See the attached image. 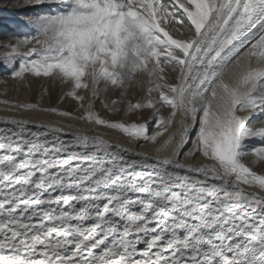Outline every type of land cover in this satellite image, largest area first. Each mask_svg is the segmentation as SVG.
<instances>
[{
  "label": "snow or ice",
  "instance_id": "6c2138e0",
  "mask_svg": "<svg viewBox=\"0 0 264 264\" xmlns=\"http://www.w3.org/2000/svg\"><path fill=\"white\" fill-rule=\"evenodd\" d=\"M36 6L0 65L76 114L8 110L75 123L0 118V264H264V0Z\"/></svg>",
  "mask_w": 264,
  "mask_h": 264
},
{
  "label": "rangeland",
  "instance_id": "374dc122",
  "mask_svg": "<svg viewBox=\"0 0 264 264\" xmlns=\"http://www.w3.org/2000/svg\"><path fill=\"white\" fill-rule=\"evenodd\" d=\"M34 0H4L0 1V55H3L2 49L5 45L14 44L16 42L15 37L17 35H23L24 33L17 27L18 23H23L27 17H31L36 13L41 12V8L33 6ZM36 12V13H35ZM178 26V25H177ZM179 27L180 32H176L178 38L184 37L186 32ZM173 30V29H172ZM184 32V33H183ZM181 33L184 35L181 36ZM174 36V35H173ZM181 36V37H180ZM63 89L58 82H50L44 78H29L23 82L13 79L11 75V69H5L0 65V111L15 114H24L26 112L34 113L31 111H22L13 109L9 111L11 104H33L37 105L40 109L57 108L60 111H67L76 114L75 102L70 98L65 97L61 100L63 95ZM3 101L10 102L9 104L3 103ZM99 102H97V106ZM41 112V114H39ZM37 112H35L36 114ZM49 113L38 111V115L41 117L47 116ZM167 111L164 115L167 116ZM55 115V114H53ZM101 115H104L101 112ZM147 116V113H145ZM51 116V114L49 115ZM150 119V117H149ZM261 124L259 127H262ZM151 133L157 131L155 128H151Z\"/></svg>",
  "mask_w": 264,
  "mask_h": 264
},
{
  "label": "bare ground",
  "instance_id": "6f19581e",
  "mask_svg": "<svg viewBox=\"0 0 264 264\" xmlns=\"http://www.w3.org/2000/svg\"><path fill=\"white\" fill-rule=\"evenodd\" d=\"M0 1H4V0H0ZM32 3L35 4V5L29 6V7L35 8V6L38 5V0H34V2H32ZM161 26L165 27V30L169 31L171 35H174L173 37L176 38V39H185L189 35L185 29L181 28L182 31L184 30L186 32V34L185 35L183 34L184 37L178 38V36H177L176 32L174 31V29L172 30V28L167 27L163 23H162ZM39 114H41V112H39ZM49 115L47 114L48 117H46V116H44V117L42 116L41 117L40 115H38V112L36 114H35V112L34 113L26 112L24 114H15V113H7V112H1L0 111V118H3V117H10V118H16V119L30 118L33 121L42 122V123H49V122H54V123H73V124L75 123V121H65V120H63L61 117H59L57 115H53V114H51V116H49ZM241 115H246V114L245 113H241ZM261 124H264V118L258 119L253 126L254 127H259ZM0 126H2V125H0ZM66 131H67V129H66ZM104 131H105L104 129H99V132H104ZM103 138L109 139L112 143H120V144H122L123 146H126V147L129 146L127 144L126 140L119 139L118 138V134H115V133H113L111 135H104ZM161 139H163V138H161ZM139 150L142 151V152H145L149 156H152V155H154L155 147L153 145H151V144H148V145H145V147H143V148H141ZM200 162L201 161H197V163H200Z\"/></svg>",
  "mask_w": 264,
  "mask_h": 264
}]
</instances>
